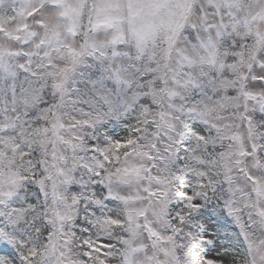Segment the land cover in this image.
I'll return each instance as SVG.
<instances>
[{
	"label": "snow or ice",
	"instance_id": "1",
	"mask_svg": "<svg viewBox=\"0 0 264 264\" xmlns=\"http://www.w3.org/2000/svg\"><path fill=\"white\" fill-rule=\"evenodd\" d=\"M0 264H264V0H0Z\"/></svg>",
	"mask_w": 264,
	"mask_h": 264
}]
</instances>
